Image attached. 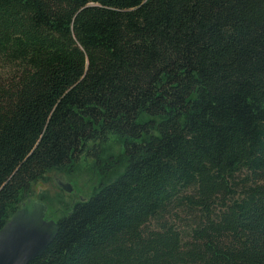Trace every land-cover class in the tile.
Returning a JSON list of instances; mask_svg holds the SVG:
<instances>
[{"label":"trees","instance_id":"trees-1","mask_svg":"<svg viewBox=\"0 0 264 264\" xmlns=\"http://www.w3.org/2000/svg\"><path fill=\"white\" fill-rule=\"evenodd\" d=\"M110 134L28 264H264V0H0V229Z\"/></svg>","mask_w":264,"mask_h":264},{"label":"rangeland","instance_id":"rangeland-1","mask_svg":"<svg viewBox=\"0 0 264 264\" xmlns=\"http://www.w3.org/2000/svg\"><path fill=\"white\" fill-rule=\"evenodd\" d=\"M122 150L123 144L117 141L115 135L110 134L101 143L100 154L97 155L89 146L79 155L76 168L70 175L54 170L46 174V180L36 182L32 186L33 194L45 192L51 197L46 210L50 219H57L73 201L87 198L98 187L105 172L114 169L116 164L113 160H119ZM59 181L70 183L72 191L66 192Z\"/></svg>","mask_w":264,"mask_h":264},{"label":"water","instance_id":"water-1","mask_svg":"<svg viewBox=\"0 0 264 264\" xmlns=\"http://www.w3.org/2000/svg\"><path fill=\"white\" fill-rule=\"evenodd\" d=\"M66 191L70 183L59 181ZM47 205L28 197L0 229V264H28L41 255L55 237L58 226L45 218Z\"/></svg>","mask_w":264,"mask_h":264}]
</instances>
